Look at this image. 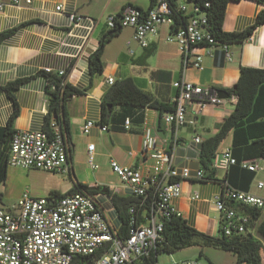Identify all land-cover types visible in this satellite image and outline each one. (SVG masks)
<instances>
[{"label":"crops","instance_id":"crops-1","mask_svg":"<svg viewBox=\"0 0 264 264\" xmlns=\"http://www.w3.org/2000/svg\"><path fill=\"white\" fill-rule=\"evenodd\" d=\"M152 1L32 0L29 6L6 5L0 11V33L17 28L13 35L0 43V87L20 79L26 80L14 93L20 109L14 124L16 131H43L48 110V80L43 72L59 75L60 72H64V75L67 73L68 82L72 86L87 90L84 95L73 97L66 105L71 121V135L67 142L71 174L64 175L58 183L41 186L35 190V195L31 194L35 197H50L51 193L64 196L75 188L76 183L86 185L91 190L106 188V192L92 191L98 196L109 222L116 230L121 223L110 194L121 197L133 195L119 178H114L111 161H117L122 166L149 168L153 162L142 157L145 125L151 128L158 140L169 136L171 128L165 124L164 115L160 121L159 112L147 108L143 122L137 119L140 113L134 112L127 118L131 121L128 130L122 117H118L115 128L110 124L108 131L103 132L102 99L112 87L107 79L112 77L115 83L132 79L139 89L150 93L157 102L173 108L172 99L177 94L173 84L182 77L204 88H211L216 93H228L239 81L241 67L264 69V24L243 44L229 46L232 59H225L223 65L216 62V52L222 50L221 48L203 47L197 51L204 55L202 68L186 71L183 70L179 46L168 41L171 26L165 24L159 27L157 35L148 38L149 44L145 48L134 41V29L119 28V32L105 47L103 72L92 76L89 58L98 50L101 40L114 31L108 27V18L119 15L126 6L147 11L152 7ZM0 2L9 4L11 0ZM58 5H63V12L56 11ZM263 9V5L253 0L230 2L227 5L223 30L231 33L245 31L255 23ZM72 15L81 16L83 20L76 24L71 18ZM88 18L95 21L93 27ZM236 104L237 97L230 96L224 99L223 104L208 105L199 114L195 111L196 104L188 107L187 124L178 131V146L174 149L172 143L169 147L175 153L176 167L188 166L192 172L201 168V144L217 133L218 125L234 113ZM13 110L9 95L0 93V128L6 127ZM122 112L120 107L114 110L117 116ZM88 122L94 123V126L85 132L84 127ZM196 137L201 138L200 145H192ZM233 137L231 132L218 152L230 147L238 161L257 160L262 170L254 173L248 190L244 189L247 187L244 179L246 175L242 172L232 173L230 184L264 197V188L257 190V183L264 182V158L261 157L260 146L249 142L246 146L233 148ZM90 145L94 146L93 164L98 166L96 169L89 163ZM226 173L217 171L218 181H182V194L172 204L189 226L212 236L219 235L220 214L215 208L214 200L222 192ZM195 195L198 196L197 199L194 198ZM2 200L3 194L1 203ZM263 218L264 211L261 220ZM261 220L257 222V226ZM259 239L262 242L261 258L264 264V238ZM187 249L194 251L191 259H198L203 252L212 264L237 262L236 256L229 252L216 249L211 252L213 248L200 247ZM220 252L226 253L230 259L225 261L220 257Z\"/></svg>","mask_w":264,"mask_h":264},{"label":"built area","instance_id":"built-area-1","mask_svg":"<svg viewBox=\"0 0 264 264\" xmlns=\"http://www.w3.org/2000/svg\"><path fill=\"white\" fill-rule=\"evenodd\" d=\"M32 0H11L9 4L0 2V11L6 5L26 7ZM208 6V5H206ZM179 9L187 17V24L170 31L168 41L179 46L182 54L183 70H200L204 55L197 53L201 48L215 47V41L208 30V18L194 4L182 3ZM58 5L57 12H63ZM172 11L167 0H157L153 6L143 11L126 6L117 16L107 20L110 29L129 27L134 29V41L141 47L148 46V38L158 33L161 25H174ZM76 24L83 17L72 15ZM91 27L95 21L88 18ZM226 60L232 59L229 46L220 47ZM64 75V72H60ZM107 83L113 85L115 79L109 77ZM177 89L172 99L173 111L164 114L163 120L171 130L162 140L154 137L150 127L145 125L142 144V157L153 163L149 168L122 166L111 161V170L131 191L134 197L152 195L155 204L146 224L132 223L129 237L121 240L117 230L109 222L98 196L90 191H80L59 197H35L30 190L25 191L17 203L6 207L0 202V264H72L81 256H92L102 252L93 264H132L141 258L149 257L163 240L164 218L181 213L172 204L182 194V181L195 179L203 181L204 170L192 172L188 166H175V153L169 147L178 146V131L187 124V110L196 104L199 114L208 105H221L224 99L211 88L188 81L185 77L176 81ZM194 124V121H191ZM94 126L88 122L84 131ZM128 130L130 119L124 123ZM54 135L48 138L44 131H17L10 144L8 165L25 170H38L53 174L70 175L69 145L56 122L52 124ZM109 126L101 125L107 132ZM196 137L192 145H200ZM94 146H89V163L93 164ZM238 164L232 148L217 152L212 160L216 171L228 172ZM240 166L251 172L262 170L257 160L242 161ZM264 188V182L257 183V190ZM198 198L197 195L194 197ZM220 214V230L226 236L244 235L251 231V215L245 210L264 211V197L251 191L233 187L223 182L221 194L214 200ZM238 206V207H237ZM133 209L131 213H133ZM174 264H209L199 259H189Z\"/></svg>","mask_w":264,"mask_h":264},{"label":"trees","instance_id":"trees-1","mask_svg":"<svg viewBox=\"0 0 264 264\" xmlns=\"http://www.w3.org/2000/svg\"><path fill=\"white\" fill-rule=\"evenodd\" d=\"M157 0L152 1V6ZM242 0H167L171 8V17L174 20L172 30L184 27L187 24V17L179 9L181 3L194 4L202 12L206 13L208 18V30L215 41V48L224 45H241L246 42L253 32L264 24V9L258 14L255 23L241 33L225 32L223 23L226 16L227 5L230 2H239ZM264 6V0H253ZM208 5V6H206ZM17 28L0 33V43L15 33ZM115 29L110 35L105 36L99 45L98 50L89 58V69L92 76L103 72V54L106 45L119 32ZM217 64L223 65L226 54L223 50L216 52ZM241 74L237 84L228 91L230 96L237 97V104L234 113L218 125L217 133L205 140L201 144L199 155L200 166L204 170L205 177L203 181H218L216 179V170L212 168V160L218 152L221 144L233 132V148L243 147L252 142L259 145L261 157L264 158V69H255L241 67ZM47 77V96L48 110L45 116L43 131L48 138L54 135L52 124L56 122L68 142L71 131V121L67 112V103L75 96L84 95L87 90H79L68 82V74L59 75L58 73L43 72ZM26 80L20 79L6 86L0 87V93L5 92L13 102V113L8 120L6 127L0 128V185L7 179L8 160L10 144L17 132L14 129L15 120L19 116V106L15 98V91ZM116 107L123 109V112L117 116L114 113ZM153 109L159 112L160 121L167 112H172L170 105H164L157 102L153 96L139 89L132 79H125L116 82L106 92L102 99V117L101 125L115 128L118 117H122L124 123L128 117L136 112L139 120L143 122L145 109ZM140 111V112H139ZM238 164L231 167L225 175L224 180L229 183L232 181V173L235 171L242 172L246 179V188L254 177V172L243 169ZM234 186V185H233ZM80 191H90L95 193L86 185L76 183L75 188L69 193L73 194ZM58 197L57 193H51L50 197ZM111 201L116 209L120 220V227L117 230V236L121 240L129 237L132 223L137 225L146 224L150 218L152 207L155 199L152 195L146 197H121L111 195ZM2 194L0 193V200ZM238 207V206H237ZM134 210L131 213V210ZM251 215L250 229L244 235L226 236L221 230L218 236H212L203 233L187 224V222L176 214L169 218H164L163 240L157 245L156 250L146 258L134 261L132 264H158V258L162 254H175L191 247L213 248L216 250L232 253L236 256V264H263L261 258L262 242L260 237L264 238V218L262 210H245ZM257 226V222L260 221ZM257 227V229H256ZM102 252L92 256H81L74 260L72 264H93ZM199 260L207 261L212 264L203 252L200 253Z\"/></svg>","mask_w":264,"mask_h":264},{"label":"rangeland","instance_id":"rangeland-1","mask_svg":"<svg viewBox=\"0 0 264 264\" xmlns=\"http://www.w3.org/2000/svg\"><path fill=\"white\" fill-rule=\"evenodd\" d=\"M63 177L65 176L61 174L52 175L44 171L25 170L9 166L7 180L0 186V192L3 194L2 203L6 207H11L18 202L21 195L26 190H30V192L35 195L34 192L37 188L49 185L50 183H58L62 181L61 179ZM114 178L118 179V176L115 175ZM212 251H214V249H212L211 252ZM222 252H220V257L224 258L225 261L229 260L230 258H228L227 254ZM193 256L194 251L191 249H184L172 255L162 254L158 258V264H174L175 262H180L185 259H191Z\"/></svg>","mask_w":264,"mask_h":264},{"label":"water","instance_id":"water-1","mask_svg":"<svg viewBox=\"0 0 264 264\" xmlns=\"http://www.w3.org/2000/svg\"><path fill=\"white\" fill-rule=\"evenodd\" d=\"M217 94H218V96H219L220 98H222V99L230 98V95H229L227 92H225V91H218ZM92 190H97V191H98V190H101V191H103V192H106V191H107L106 188H95V189H92Z\"/></svg>","mask_w":264,"mask_h":264}]
</instances>
